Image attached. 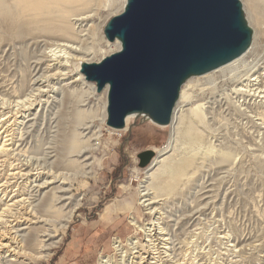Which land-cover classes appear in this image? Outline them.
I'll use <instances>...</instances> for the list:
<instances>
[{
	"label": "rangeland",
	"instance_id": "obj_1",
	"mask_svg": "<svg viewBox=\"0 0 264 264\" xmlns=\"http://www.w3.org/2000/svg\"><path fill=\"white\" fill-rule=\"evenodd\" d=\"M5 1L12 5L14 0ZM87 1L85 9L93 10L88 23L93 27L88 47L95 54L85 59L97 63L117 52L113 48L115 42L108 43L104 39L103 29L111 18L122 12L123 9L119 10L122 0ZM240 2L253 30L252 45L243 61L249 67L254 63V69L263 70L264 35L257 27L264 29V19L251 17V3L247 5L250 0ZM58 16L59 13H54L53 20ZM16 20L21 23L0 19L2 114L14 106V103L10 105L12 101L28 99V64L38 55V48L28 45V17L20 15ZM213 76L218 78L220 74ZM200 81L205 80L197 77L186 90L193 105L179 104L174 126L170 123L160 127L145 117L134 116L123 130L112 132L99 117L91 121V114L96 112L97 116L100 105L95 99L106 100V92L98 94L96 88V95L79 110L73 105L53 107L42 113L38 110L39 116L36 122L29 124V129L28 123L14 126L13 120L10 122L16 140H21L18 145H23L18 148L20 153L29 155L32 151L33 155H38L31 154L29 158L55 160L58 171L64 173L72 185L69 196L74 201L70 207L75 214L66 228L59 230L56 240H52L56 244L47 252L48 258L36 264H101L102 260L130 264L129 243L135 241L136 246L147 249L150 231L159 232V228L166 231L171 243L174 242L171 257L175 264H264V124L256 120L264 121V98H260L263 95L239 96L233 90L235 83L218 80L211 88ZM198 104L204 105L203 112L199 113L201 119L191 111ZM20 109L24 110L22 106ZM4 118L6 116L1 117ZM179 118L182 121L178 124ZM83 125L88 127L86 132ZM94 133H98V139L86 141L87 136ZM168 140L172 141V149H166L162 157L168 158L164 166L169 167L170 172L149 178L156 168L150 166L157 154L154 153L145 168L139 166L138 155L166 148ZM83 142L91 147L86 148L88 160L81 164L75 151ZM20 153L19 159L27 161L28 156ZM48 154L50 158L46 157ZM6 170L0 167V174L5 175ZM21 181L18 184L22 185ZM146 187L158 202L161 201L154 210L144 206ZM116 246L120 251H116Z\"/></svg>",
	"mask_w": 264,
	"mask_h": 264
},
{
	"label": "bare ground",
	"instance_id": "obj_2",
	"mask_svg": "<svg viewBox=\"0 0 264 264\" xmlns=\"http://www.w3.org/2000/svg\"><path fill=\"white\" fill-rule=\"evenodd\" d=\"M121 2L122 6L119 10H122L125 5V0ZM87 3V0H14L12 5H8L5 0H0V19L7 20L13 24H20L21 22H18L16 17L19 18L20 15H26L28 17V45L38 48V51L36 50L38 55L34 56L32 61L28 64V99L12 101L10 105L14 103V106L8 112L4 114L0 112V119L2 116H6V118L0 120V167H5V169H7L5 175L0 174V264H36L39 261L45 260L48 258V255H46L47 252L56 244L52 240L58 236L57 233H59V230L66 228L67 224L70 223V220L73 218V214H75L74 209L70 207L74 201L73 198L69 196V193L72 191V185L69 183L68 178L65 177V174L58 171L55 160L50 162L48 159L49 162H46L47 158H42L43 161L38 159L37 156V159H32V157L29 158L32 151L31 154H29L30 152L28 150L29 155L26 154L28 156L27 161H21L22 159H19L20 150L18 149L22 145H18L21 140H16L14 136L16 134L11 126L13 124L14 126H26L28 123L29 129L31 127L29 124L35 121L39 116L36 114L38 110L42 113L44 110L52 109L53 107H62L63 105H73L75 109L79 110V108L86 107L88 99L96 95L95 86L86 82L83 75L80 73L81 64L90 63L89 60L85 58L95 54L94 50L88 47V41H90L93 33V27L88 25V23L92 17L90 14L93 10L85 9ZM249 3H251V15H253L251 17H253V19L254 17L264 19V8L260 6L264 5V0H250L247 5ZM73 5L75 6L72 7ZM54 13H59L56 20H53ZM248 20H250V18ZM258 23H260V25L262 24L261 22ZM257 28L260 29L259 33L264 35L262 26H258ZM254 36H256V32ZM90 44L95 46L92 42ZM113 46L114 51H118L120 48L118 42H115ZM32 53L34 52L32 51ZM246 55L247 54L243 55L239 59L211 74L209 73L202 76V79L205 81L203 83L200 82L202 85H209L211 88L215 87L218 80L232 82L236 84L233 90L239 96L244 95L249 97L255 94H262L263 96L260 98L263 99L264 69H254V63L250 67L247 66V63L243 61ZM71 67L73 69L70 71L69 68ZM216 73L220 74L218 78H214L215 76H213V74ZM196 79L192 78L188 80L182 87L179 100L172 114L171 126L176 124V110L178 106H180L179 104L183 102H187V105L190 103L192 104L191 97L186 93V90L193 83V80ZM0 90H2V87ZM201 90L206 91L205 88ZM105 92L106 89L103 94H105ZM77 95L78 98H76ZM95 101L96 104L98 103L100 105L97 109V116L95 112L96 109L93 111L95 112L94 114L91 112L93 114H91L90 117L91 121L94 120L95 117H99L101 123H105L106 100L100 101L96 98ZM184 104L186 105V103ZM26 105H28V107H26ZM21 106L24 110L20 109ZM91 107L92 106H90V108ZM203 110L204 105L198 104L194 110L191 111L196 117L200 118L199 113L203 112ZM13 111L17 113L13 114ZM90 111L91 110L87 112L90 113ZM78 112L80 113L81 111ZM18 114L20 115L18 116ZM259 114L261 116V113ZM89 115L90 114H88V116ZM133 117L134 116H129L126 118L125 126ZM256 120L262 121L264 124L262 119ZM180 121H182L181 118L177 121L178 124ZM10 122L13 124H10ZM78 125L80 126V124ZM81 128L83 129L82 126ZM86 129H88V127H86L84 131ZM112 132H116V130ZM89 136H87L86 141L98 139V133ZM93 137L95 138L93 139ZM84 142L83 146L79 148L80 145H78L75 151V157L81 164L88 160L87 149L91 147L90 145L88 147L87 144L84 145ZM171 143L172 141L170 140L166 148L153 150V153L157 154V156L152 161L150 168H156L149 174V178H153V176L158 174L162 176L170 172V168L164 166L168 158L162 156L167 152L166 149L171 148ZM198 148H200V146ZM17 150L19 151L16 152ZM21 152V156H26L23 155V151ZM34 155H38V153ZM34 155L32 154L33 157H35ZM49 156L48 154L46 157ZM10 160L14 161L10 162ZM19 180H22L20 182L22 185L18 184ZM145 191L143 197L145 198L144 202L146 205L144 206L147 207L148 210H154L153 207L161 201H157V197L154 196L153 192H150L148 187L145 188ZM159 214H161V212ZM157 221L156 223H158ZM62 223H64V225ZM185 225L187 226V224ZM133 226L137 228L136 224H133ZM150 229L151 228L148 230L150 231ZM158 230L159 232L155 231L153 233V230H151L150 234L148 233L149 240L146 242H149L147 244H149L150 247H147V249L145 247L136 246L135 241L129 243V246H131L130 255L132 256V258L130 257V264H175L174 261L172 262L174 258L171 257L174 253V246L172 247L174 242L171 243L168 234L166 231H163L164 229L159 228ZM48 242L50 243L48 244ZM115 249L116 251H120L119 246H116ZM26 261L28 262L26 263ZM100 262L101 264L115 263L108 260H102Z\"/></svg>",
	"mask_w": 264,
	"mask_h": 264
},
{
	"label": "water",
	"instance_id": "obj_3",
	"mask_svg": "<svg viewBox=\"0 0 264 264\" xmlns=\"http://www.w3.org/2000/svg\"><path fill=\"white\" fill-rule=\"evenodd\" d=\"M103 36L119 50L80 73L98 94L106 89V126L119 131L129 116L169 126L184 84L245 55L253 30L240 0H125ZM153 158L139 154V166Z\"/></svg>",
	"mask_w": 264,
	"mask_h": 264
}]
</instances>
